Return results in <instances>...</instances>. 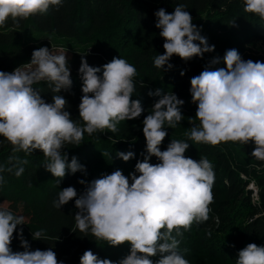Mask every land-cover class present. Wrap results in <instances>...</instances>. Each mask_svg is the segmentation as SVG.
Masks as SVG:
<instances>
[{"label":"clouds","instance_id":"clouds-1","mask_svg":"<svg viewBox=\"0 0 264 264\" xmlns=\"http://www.w3.org/2000/svg\"><path fill=\"white\" fill-rule=\"evenodd\" d=\"M243 2L245 12L264 19V0ZM60 6L62 0H0V27L9 19L18 24ZM186 8L178 4L171 13L164 8L154 13L155 27L165 41L164 54L154 59L156 68L170 70L173 55L188 61L214 51L215 46L201 35ZM68 61L66 54L40 47L23 67L0 71V137L12 146L13 153L42 152L46 161L43 167L59 178V183L69 173L86 172L76 156L69 160L65 145L80 146L85 133L92 135L105 129L115 133L121 121L136 119L145 111L141 101L132 98L137 75L133 65L114 57L93 67L84 55L78 69L82 81L78 110L83 124L77 123L67 110L68 101L59 94L73 83ZM223 62L226 67L205 68L191 78L190 93L197 105L195 120L199 123L190 121L193 126L185 135L188 140L210 145L251 142L255 145L251 156L264 161V62L245 61L236 49L227 50ZM211 63H219V58ZM40 82H46L53 93H58L52 95L51 103L33 87ZM148 95L158 99L143 120L147 155L136 163L131 182L121 170H115L90 183L81 179L78 183L86 185L85 191L78 194L75 187L69 186L60 190L58 199L53 201L58 209L75 201V226L80 232L90 233L113 247L130 244L129 254L118 261L101 259L86 250L80 264H189L177 250L179 241L173 232L181 236V229L189 230L194 222L209 219L214 184L210 161L206 157L195 160L186 156L190 146L186 141L171 139L166 150L160 149L168 136L166 128L174 129L182 121L184 101L162 88L150 90ZM134 155L133 151H121L116 156L127 162ZM152 156L159 163H150ZM9 163L11 167L0 165V173L7 171L20 177L27 160L10 156ZM3 182L0 175V183ZM22 224L23 216L0 205V264H63L52 248L31 250L22 229L19 237L24 250L13 251V234ZM42 236V231L32 232L33 240H42ZM236 264H264V245L249 243L238 252Z\"/></svg>","mask_w":264,"mask_h":264},{"label":"trees","instance_id":"trees-1","mask_svg":"<svg viewBox=\"0 0 264 264\" xmlns=\"http://www.w3.org/2000/svg\"><path fill=\"white\" fill-rule=\"evenodd\" d=\"M178 4L187 6L193 23L215 49L188 61L173 55L169 61L173 67L164 71L154 66L155 57L165 51L154 13L160 8L171 13ZM53 43L71 49L68 64L73 83L59 94L68 101L67 110L77 123L83 124L78 110L82 96L78 69L84 55L93 67H100L114 57L133 65L137 75L132 98L139 99L145 111L136 119L121 121L115 133L107 129L92 135L85 133L80 146L65 145L69 160L76 156L86 172L69 173L60 183L43 167L46 161L42 152L13 153L12 146L0 137V165L11 167L10 156L27 160L20 177L7 171L0 173L4 177L0 183V202L28 204L40 223L24 222L17 226L11 244L13 251L24 250L19 237L22 229L31 250L52 248L63 264H80L86 250L113 261L129 254L128 243L113 247L90 233L80 232L75 226L74 215L78 210L74 200L61 209L54 207L53 201L63 188L73 186L80 194L86 185L78 183L79 180L90 183L115 170H121L131 182L130 174L135 172L136 163L147 155L143 120L158 99L148 92L158 88L173 92L184 101L181 107L184 117L174 129L166 128L168 136L160 145L161 151L166 150L171 139L186 141L190 146L185 155L195 160L206 157L214 171L209 219L194 222L189 230L181 229V236L174 231L173 236L179 241L177 250L184 257L200 256L211 262L236 264L238 252L249 243L264 245V161L251 156L255 145L251 142L210 145L188 140L185 135L193 126L190 121L199 123L195 120L197 105L190 93L191 78L205 68L226 67L223 57L230 49H236L245 61L264 62V19L245 12L243 0H62L58 10L50 7L47 13L22 19L18 24L9 19L0 27V71L11 72L24 66L35 49L50 48ZM215 58H219V63L212 64ZM33 87L49 103L52 95L58 94L46 82ZM121 151H133L135 155L125 162L116 156ZM149 162L156 164L159 160L152 156ZM36 231L43 232L42 240H33L32 232Z\"/></svg>","mask_w":264,"mask_h":264},{"label":"rangeland","instance_id":"rangeland-1","mask_svg":"<svg viewBox=\"0 0 264 264\" xmlns=\"http://www.w3.org/2000/svg\"><path fill=\"white\" fill-rule=\"evenodd\" d=\"M49 49L52 50L55 54H60L62 52L68 56L71 53V49L67 46L62 45V44H54L53 43ZM249 188L253 189L254 186L252 184H250ZM253 197L256 198L254 193H253ZM0 205H5V206L9 207L12 210V212L17 216H23L24 222L39 223L38 219H37V215L35 214L33 209L26 203L0 202ZM184 258L189 261V264H221L218 262H211V261L206 260L200 256L189 255V256H186ZM152 259L155 260V259H158V257H154Z\"/></svg>","mask_w":264,"mask_h":264}]
</instances>
